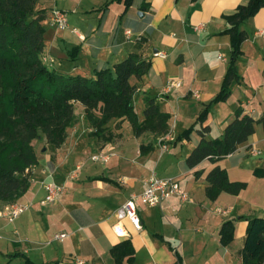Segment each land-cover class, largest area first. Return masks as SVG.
Segmentation results:
<instances>
[{"label": "crops", "instance_id": "obj_1", "mask_svg": "<svg viewBox=\"0 0 264 264\" xmlns=\"http://www.w3.org/2000/svg\"><path fill=\"white\" fill-rule=\"evenodd\" d=\"M245 2L38 0V7L46 10L43 53L50 67L90 76L136 53L149 63L133 93L139 119L149 99L168 118L160 134L157 118L139 134L125 119L114 130L117 136L96 146L90 139L78 140L76 126L82 132L89 127L76 102L80 118L72 132L56 149L38 152L30 167L29 187L17 200L30 205L12 219L0 216V264H242L247 219L264 215V122L215 161L204 158L191 167L187 156L198 143L196 118L205 108L202 124L210 126V138L219 136L238 113L254 119L264 114V6L240 25L245 37L233 60L236 76L228 93L215 100L231 61L226 16ZM54 8L66 13L64 27L52 22ZM157 51L164 55H154ZM169 79L180 84L163 92ZM168 131L171 138L162 150L157 140ZM98 153L105 160L93 158ZM215 165L228 180L241 183L237 191L207 192L206 175ZM152 172L176 178L190 199L139 203L141 227L123 218L119 224L125 234H116V209L143 189ZM47 181L63 184V191L58 199L41 204ZM227 220L233 223V237L224 242L220 228Z\"/></svg>", "mask_w": 264, "mask_h": 264}, {"label": "trees", "instance_id": "obj_2", "mask_svg": "<svg viewBox=\"0 0 264 264\" xmlns=\"http://www.w3.org/2000/svg\"><path fill=\"white\" fill-rule=\"evenodd\" d=\"M37 4L38 0H0V207L17 201L29 187L30 167L38 161L33 141L44 139L53 149L64 142L68 130L80 118L75 111L76 102L82 105V119L89 127L87 137L96 146L110 140L125 119L135 134L146 130L156 118L162 125L155 129L156 132L166 131L168 115L160 112L152 100H147L142 120L133 104V93L139 80L145 78L148 61L136 53H129L112 65L93 71L90 76L64 73L50 67L43 58L45 28L42 18L46 10ZM262 6L264 0H246L226 16L229 26L225 32L231 36V61L221 94L215 100L228 93V84L236 76L233 60L245 37L240 25ZM205 112L206 108L196 118L200 123L196 128L198 143L187 156L191 167L204 158L215 161L232 152L247 140L256 123L264 122V114L254 119L238 113L219 136L210 138V126L202 124ZM191 128L192 125L187 131ZM206 178L210 195L218 190L234 192L241 186L240 182L228 180L225 170L218 165L208 171ZM232 228L231 220L222 224V241L233 237ZM116 248L114 252L118 253L119 247ZM262 262L264 215L247 219L242 247V264Z\"/></svg>", "mask_w": 264, "mask_h": 264}, {"label": "built area", "instance_id": "obj_3", "mask_svg": "<svg viewBox=\"0 0 264 264\" xmlns=\"http://www.w3.org/2000/svg\"><path fill=\"white\" fill-rule=\"evenodd\" d=\"M51 20L57 27H64L66 25V13L61 10L54 8L51 11ZM128 34V31H127ZM154 55L163 56L164 53L157 51ZM44 60L47 59L46 56L43 57ZM180 84L179 79H169L163 85L162 91L167 92L172 87L178 86ZM170 131L162 136L158 137V145L160 149H167V144L164 142L166 139H170ZM252 153L256 154L259 152L256 148H251ZM93 158L105 160L106 156L104 153L94 154ZM79 167L77 164L76 168L69 174L70 177L75 176L76 171ZM63 184L47 181L44 183L45 194L40 198L39 202L45 204L47 202H52L61 196L63 191ZM177 198L180 202L188 201V193L181 187L179 181L174 177H158L153 172L145 179V185L139 193L131 194L115 211L117 222L114 224V231L118 235L125 234L119 221L123 218H128L131 223L136 227H141L140 218L137 212V206L139 203H143L149 206L161 204L164 200L168 198ZM30 205L29 201H14L12 203L3 204L0 207V216H5L8 219L16 217L19 213L24 211ZM219 211H221L219 209ZM63 233L58 234L61 236Z\"/></svg>", "mask_w": 264, "mask_h": 264}, {"label": "rangeland", "instance_id": "obj_4", "mask_svg": "<svg viewBox=\"0 0 264 264\" xmlns=\"http://www.w3.org/2000/svg\"><path fill=\"white\" fill-rule=\"evenodd\" d=\"M4 101H6V98H4ZM77 128H76V132L77 133H79L80 132V135L78 136V140H83V138H87L88 139V137H87V130L85 129L83 132L82 131H80L81 130V125H79V127L78 126H76ZM70 131V129L68 130V132ZM70 132H72V131H70ZM76 132L75 133H73L72 134V139L74 140V136L76 135ZM75 134V135H74ZM113 136H117V133H115V132H113L112 133V137ZM34 142V144H35V147H36V149H37V152H43V151H45V150H47V147H49V146H47V143H46V141H44V139H41V140H34L33 141ZM42 147H44V150H41L42 149ZM1 263H3V262H1Z\"/></svg>", "mask_w": 264, "mask_h": 264}, {"label": "water", "instance_id": "obj_5", "mask_svg": "<svg viewBox=\"0 0 264 264\" xmlns=\"http://www.w3.org/2000/svg\"><path fill=\"white\" fill-rule=\"evenodd\" d=\"M42 150H44V147H42Z\"/></svg>", "mask_w": 264, "mask_h": 264}]
</instances>
